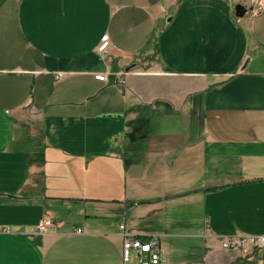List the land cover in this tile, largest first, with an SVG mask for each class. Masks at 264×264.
<instances>
[{"label": "crops", "instance_id": "1", "mask_svg": "<svg viewBox=\"0 0 264 264\" xmlns=\"http://www.w3.org/2000/svg\"><path fill=\"white\" fill-rule=\"evenodd\" d=\"M121 225L264 264L218 242L264 235V0H0V264H121Z\"/></svg>", "mask_w": 264, "mask_h": 264}, {"label": "built area", "instance_id": "2", "mask_svg": "<svg viewBox=\"0 0 264 264\" xmlns=\"http://www.w3.org/2000/svg\"><path fill=\"white\" fill-rule=\"evenodd\" d=\"M111 47L107 38H103L97 48L101 53L105 48ZM60 74H58L59 77ZM118 77H122L119 74ZM94 80L105 82V74H96ZM119 83H123L119 79ZM52 218L43 216L35 227L37 234H45L52 226ZM122 235L121 242V264H167V260L163 257L159 245L158 238L152 236L146 239H139L129 236L124 233V227L119 226ZM7 231V230H5ZM219 245L222 249L227 251H239L243 256L252 253L255 249L264 248L263 236H231L222 237L218 239Z\"/></svg>", "mask_w": 264, "mask_h": 264}, {"label": "water", "instance_id": "3", "mask_svg": "<svg viewBox=\"0 0 264 264\" xmlns=\"http://www.w3.org/2000/svg\"><path fill=\"white\" fill-rule=\"evenodd\" d=\"M245 12V10H244V8L242 7V6H236L235 7V16L236 17H241L242 15H243V13ZM173 11H171L169 14H168V16H167V18H166V20H165V23L166 24H168L169 23V21L171 20V18H172V16H173Z\"/></svg>", "mask_w": 264, "mask_h": 264}, {"label": "trees", "instance_id": "4", "mask_svg": "<svg viewBox=\"0 0 264 264\" xmlns=\"http://www.w3.org/2000/svg\"><path fill=\"white\" fill-rule=\"evenodd\" d=\"M143 240V239H142Z\"/></svg>", "mask_w": 264, "mask_h": 264}]
</instances>
